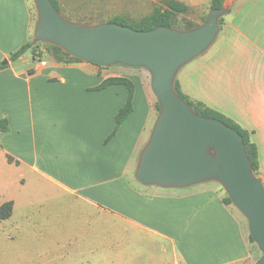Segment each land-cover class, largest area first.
<instances>
[{
  "label": "crops",
  "instance_id": "1",
  "mask_svg": "<svg viewBox=\"0 0 264 264\" xmlns=\"http://www.w3.org/2000/svg\"><path fill=\"white\" fill-rule=\"evenodd\" d=\"M145 1L157 4L153 10L168 1L184 5L177 20L200 25L212 0ZM32 35L31 0H0V64L8 61L0 70V121L9 128L0 131V167L49 188L40 189L49 203L27 206L66 213L26 222L38 229L31 240L39 244L28 264H252L247 223L224 204L220 187L163 189L135 180L158 117L145 69L114 74L112 67L59 62L46 48L48 59H33L34 66L25 58L30 51L10 60ZM183 68L177 80L184 94L250 133L264 183V0H236L215 43ZM110 78L134 85L133 111L116 131L129 90L100 88ZM16 201L0 202L13 203L0 224H18Z\"/></svg>",
  "mask_w": 264,
  "mask_h": 264
},
{
  "label": "water",
  "instance_id": "2",
  "mask_svg": "<svg viewBox=\"0 0 264 264\" xmlns=\"http://www.w3.org/2000/svg\"><path fill=\"white\" fill-rule=\"evenodd\" d=\"M235 1L224 0L192 30L159 27L138 31L115 23H72L51 0H34L38 20L33 42L34 49L53 45L99 67L145 69L159 112L140 154L135 180L163 189L219 183L247 220L249 235L262 254L254 264H264V183L253 171L243 137L224 122L197 114L174 87L180 70L215 43L220 20Z\"/></svg>",
  "mask_w": 264,
  "mask_h": 264
},
{
  "label": "rangeland",
  "instance_id": "3",
  "mask_svg": "<svg viewBox=\"0 0 264 264\" xmlns=\"http://www.w3.org/2000/svg\"><path fill=\"white\" fill-rule=\"evenodd\" d=\"M31 4L34 35L35 25L38 20V13L34 0H31ZM156 5L157 4L148 3L145 0H63L61 15L72 23L93 26L115 23L117 17H126L130 21H138L141 17L151 14ZM178 21L180 25H182L183 21L180 19ZM50 46L44 44L41 49L49 48V50H52ZM25 58L32 66L35 65L31 51L26 54ZM42 58L48 59V56H43L42 54L37 60L39 61ZM111 71H116L114 74L120 75L125 71H128V68L126 66L116 65L112 66ZM140 71L147 75V82L151 88L150 74L146 70ZM155 100L157 102L156 97ZM12 172L0 167V202H2L4 198L14 197L18 203L17 213L14 218L18 224H0V264H28L27 255H29V253H36L38 251L39 244L36 241L31 240V237L33 236L32 231L36 232L38 229L28 227L26 222L30 219H55V215L62 218L66 213L63 209L57 211H49L48 209V211L43 214L38 211V204L35 206H27L26 203L30 200H32L33 203H49V201H47L49 200V197L44 196V193L40 190L42 189L48 193L49 188H44V186L38 185V182L29 179H26L25 182L22 183L20 173L16 171ZM131 177L134 179L133 175ZM207 183H210L209 185H216L220 187L222 195L224 197L227 196L219 183ZM25 193L28 195L27 197L25 196ZM231 206L238 213H240L234 205ZM245 221L248 229V222L246 219ZM251 251L253 255L252 264H254L262 254L254 242L251 243Z\"/></svg>",
  "mask_w": 264,
  "mask_h": 264
},
{
  "label": "trees",
  "instance_id": "4",
  "mask_svg": "<svg viewBox=\"0 0 264 264\" xmlns=\"http://www.w3.org/2000/svg\"><path fill=\"white\" fill-rule=\"evenodd\" d=\"M224 0H212L210 5V11L219 9L222 6ZM53 6L55 9L61 14V7L58 0H51ZM166 9H163V7L158 6L156 7L151 14L139 19L138 21H130L126 17H117L115 20V23L118 25L131 27L138 31H150L159 27H170L175 28L179 30H192L200 25H202L206 20L207 17L204 18L203 23L198 25L193 22L184 21L182 25H180L179 21L176 18V15L179 13L186 12V7L184 5L174 3V2H165L164 3ZM224 21V18L220 20V24L222 25ZM50 46V45H49ZM36 43L34 42H28L25 44L22 48H20L18 51L13 53L10 57V60L16 61L18 60L23 54H25L28 51L32 52L33 59L37 60L39 57H41V53L39 52L40 48H36ZM52 53L54 55V58L59 62H82L81 60H78L76 58L71 57L69 54L64 52L62 49L51 45ZM49 49V48H48ZM5 68L2 64H0V70ZM103 68V67H102ZM112 84H121L125 85L129 90V98L128 102L125 105L123 109L120 110L116 117V129L115 131L128 119L130 114L133 111V96H134V85L128 80L124 78H110L106 80L100 88H106ZM176 92L184 99L186 100L191 108L199 115H202L207 118L217 119L222 122H224L226 125L230 126L234 130H236L244 139L245 147L249 156V159L253 166V171L255 175L257 176V171L259 168L258 163V153L257 148L252 143L250 133L243 129L241 126L236 124L234 121H232L230 118L224 116L223 114L214 111L208 107H205L202 103L195 102L191 100L186 94L183 93L180 83L178 80L175 81L174 84ZM156 108L159 112V104L156 103ZM8 121L7 120H1L0 121V131L2 132H8ZM114 131V132H115ZM114 134V133H113ZM223 202L225 205L230 206L233 205L231 199L228 196H225L223 198ZM13 212V203L7 202L3 204L0 207V220H6L9 219ZM250 242L253 243L252 237L249 235Z\"/></svg>",
  "mask_w": 264,
  "mask_h": 264
},
{
  "label": "built area",
  "instance_id": "5",
  "mask_svg": "<svg viewBox=\"0 0 264 264\" xmlns=\"http://www.w3.org/2000/svg\"><path fill=\"white\" fill-rule=\"evenodd\" d=\"M42 47V46H41ZM41 51H44V49H41L39 50V52L41 53ZM42 65H45V63L43 62Z\"/></svg>",
  "mask_w": 264,
  "mask_h": 264
}]
</instances>
